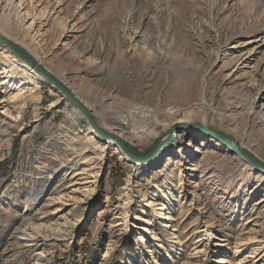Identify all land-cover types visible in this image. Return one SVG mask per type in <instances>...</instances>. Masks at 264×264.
Instances as JSON below:
<instances>
[{
  "label": "rangeland",
  "instance_id": "374dc122",
  "mask_svg": "<svg viewBox=\"0 0 264 264\" xmlns=\"http://www.w3.org/2000/svg\"><path fill=\"white\" fill-rule=\"evenodd\" d=\"M23 8L49 14L32 32L36 42L25 38L43 65L141 151L154 140L116 126L107 103L117 99L125 115L126 106L155 108L159 132L201 124L197 107L191 119L175 113L194 100L170 96L199 71L208 127L264 152V124L246 112L254 106L264 115V0H27ZM58 16L67 22L60 38ZM6 47L0 41V54ZM34 78L38 89L15 105L5 107L0 92V264H264L263 172L190 126L149 163L125 157L113 141L105 153L85 147L91 126L77 106L38 72ZM236 100L244 111L218 123ZM69 113L78 116L79 152L65 156L60 131L71 125ZM93 181L96 190L81 200ZM48 222L57 235L31 234L30 225Z\"/></svg>",
  "mask_w": 264,
  "mask_h": 264
},
{
  "label": "bare ground",
  "instance_id": "6f19581e",
  "mask_svg": "<svg viewBox=\"0 0 264 264\" xmlns=\"http://www.w3.org/2000/svg\"><path fill=\"white\" fill-rule=\"evenodd\" d=\"M26 1L27 0H0V34L10 39L11 41L19 44L29 54H31L38 61L39 64H43L42 57L39 55L37 50L38 45H36L35 47L29 46L25 42L26 40L25 38L29 35L32 41L36 42L37 40L36 34L43 29L44 20L48 19L49 14L46 15V12H43L42 14L40 13L34 14L29 11H24V13H22ZM246 1L248 0H245V2ZM59 2H61V0H58V3ZM56 21H57L56 23L57 26L60 28L59 38L61 36H66L67 22L65 18L58 16L56 18ZM36 29H37L36 34L32 35V32L35 31ZM133 33L136 34L137 37L140 36V34H137V31ZM141 38H144V36L142 35ZM143 43L145 46L147 44V41L144 40ZM90 62L94 63V59H92ZM35 75H37V71L24 58H20L15 53V51H13L9 46L8 48L7 47L3 48V51L0 54V92H3L5 94L1 98V102L5 104V107L15 105L16 103L14 102L20 101V99L22 100L23 97L25 100L26 97L24 95L26 93L32 96V92L36 91L39 85L38 81L35 80L34 78ZM199 77H200V73L199 71H196L193 77H191V79L185 77L180 78V81L177 83V86L175 87L173 86V88H171L170 96H174V97L178 96L179 99L181 98L183 100H188L189 102L194 100V103H192L188 107L180 108L175 113L177 115L185 114L189 117V119H191L194 116L193 113L194 110H190V108L197 107L198 108L197 114H199L200 116L201 125H205L208 127L210 119L208 116V112L206 111L207 107L204 106L205 105L204 100H206L205 93L202 92L201 94L200 93L196 94L197 93L196 85ZM29 84H32L33 86L31 87ZM13 89L16 92H11ZM55 105L56 102L55 101L52 102L51 106H55ZM88 107L90 106L88 105ZM126 107H128L127 112L129 113V115L124 114V106L119 104L117 102V99L112 97V100L107 103L105 111L108 114L112 115L113 119L116 121V126L120 127L123 131L128 132L130 137H132L133 139H137L139 141L147 140V142L150 140H155L161 133L159 131L154 130L155 125L158 124L157 121L154 119L155 116L154 114L156 113L155 108L148 109L145 108L144 106H134V107L126 106ZM243 107H244L243 101L236 100L233 101L232 103L231 101H229L226 107L222 109V114L224 116L220 118L221 120H218L219 121L218 123L220 124H223L225 122L231 123L233 120H236L237 114L244 111L242 109ZM18 109L19 108H17V110ZM246 110H247L246 111L247 114L249 116H252L255 121H257L259 124L262 125L264 124V115L261 110L254 108V106L249 107ZM18 113H20V111ZM191 113H193V116L191 115ZM169 116H171V112ZM68 119L70 120L71 125L69 127H64L60 131V136L64 140L63 146H64L65 156H70L71 154L79 152V147L76 139V137L80 135L79 128L77 127L78 116L76 114L69 113ZM123 124H129L131 127L128 128L124 127ZM164 130H166V136L162 138L161 142L164 141V139H168L172 135L173 127H165L162 131ZM83 132L85 133L82 137V141L83 143L87 144L85 147L92 145L93 147L98 149L101 153L102 152L105 153L107 150H108L107 152L111 151L109 142L112 141V139L100 138L98 135H96V132L94 131L92 126L88 128V131L86 130ZM116 134L119 135L120 133L119 134L116 133ZM254 155H256V157H258L262 162H264V152H261L260 154L258 152H255ZM125 157L128 156L125 154ZM242 170H248V167L244 164ZM260 178L262 181L264 177L262 176ZM94 182L95 181H93V186L88 187L89 190H87L85 196L81 200L86 201L89 198V196L92 195L93 192L96 190L94 186ZM127 187L128 186L124 187V191L121 193L120 198L128 194V192H126L125 190L127 189ZM121 200H122L121 208L125 214L124 215L125 217L126 215L129 214V208L131 206L132 196L128 195L127 197L122 198ZM158 208L164 210V212L167 209V207L161 204L158 206ZM165 218H168V216H165ZM30 226H31L29 227L31 229L30 232L31 234L33 233L34 235L41 233L42 229L44 228H47L51 235H57V232H60L57 230V227L51 222L36 223ZM168 226L169 225L166 224V227ZM40 260L41 258H37L35 264H44ZM100 264H102V262Z\"/></svg>",
  "mask_w": 264,
  "mask_h": 264
},
{
  "label": "water",
  "instance_id": "95a60500",
  "mask_svg": "<svg viewBox=\"0 0 264 264\" xmlns=\"http://www.w3.org/2000/svg\"><path fill=\"white\" fill-rule=\"evenodd\" d=\"M0 41L7 44L15 53L20 57L24 58L34 69L46 80L52 83L68 100L73 102L81 112L82 116L87 120L90 126L93 127L94 131L102 139H112V141L120 145L122 151L132 160L140 163H149L157 158L170 144L173 143L176 135L182 130L178 128L191 127V131H197L199 133L205 134L206 136L220 142L224 146L228 147L233 153L239 155L243 160L249 163L252 167L257 170L264 172V162H262L256 155H254L246 147L240 146L237 140L228 135L227 133L220 131L216 128L207 127L199 123L184 124L181 123L173 128V133L168 139L162 138L166 136V130L162 131L159 136L153 141V143L144 151H141L133 142L117 135L111 130L106 129L98 120L96 114L92 111L90 107L85 103V101L78 96L75 91L66 84L62 79H60L55 73L48 69L43 64H39L38 61L29 54L24 48L19 44L11 41L5 36L0 34Z\"/></svg>",
  "mask_w": 264,
  "mask_h": 264
}]
</instances>
